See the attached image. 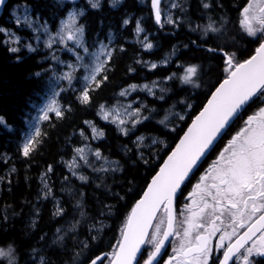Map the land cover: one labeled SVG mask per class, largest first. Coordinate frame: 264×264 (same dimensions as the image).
<instances>
[{
    "label": "snow or ice",
    "instance_id": "1",
    "mask_svg": "<svg viewBox=\"0 0 264 264\" xmlns=\"http://www.w3.org/2000/svg\"><path fill=\"white\" fill-rule=\"evenodd\" d=\"M118 2L112 0L113 6ZM150 2L151 16L157 25L167 23L175 28L182 23L171 14L165 16L160 7L161 0ZM56 3L60 9L57 15L61 18L50 26L48 20L43 19L39 0L35 8L26 5L22 11L21 6L9 8L7 0H0V9L7 8L15 28L30 31V35L24 38L17 35L13 28L0 26V34L6 38L7 53L12 54L16 62L22 60L21 52L25 49L27 53L40 55L36 61L40 65L39 70L29 74L41 82L37 99L32 102L35 115L31 121H25L28 130L22 132L17 145L19 155L27 160L34 158L48 135L42 125L47 123L54 127L53 117L59 121L72 111L70 106L61 103L64 94L71 92L81 105L91 106L94 93L107 86L110 75L114 74L116 54L125 52L122 45L116 47L111 32L107 34V43L98 35L96 39L89 40L87 26L79 22L85 15L83 8L69 9L64 0H56ZM87 3L96 9L100 0H87ZM171 7L184 12V8L174 0ZM200 7L208 23L190 27L189 32L198 33L197 38L190 39L183 47L202 53L203 58L209 61H220L222 78L208 86L205 102L195 115H191L193 104L180 101L185 110L174 115L179 122L187 124L186 128L175 124L168 128L170 110H166L165 117L158 121L168 128V133H176L178 139L168 142L151 137V145L156 146V150L149 151L147 157L143 151L144 135H137L131 141L132 147L124 146L125 154L131 153L128 158L134 164L144 166L148 173H154L146 177L145 186L139 193L133 187H129L123 196L112 191V186L106 184L105 179L111 174L115 185L116 173L123 171L120 161L110 160L99 147L92 149L87 143L104 138L105 131L87 120L84 121L87 129L79 130L85 143L72 149V159L66 162V166L85 184L90 178L78 175L80 161L93 173H103L104 176L97 177L100 183L95 186L97 189L103 186L115 203L100 202L98 215L109 219L122 215L123 219L119 223L115 242L110 244L111 251L94 254L90 242L96 241L97 234L105 227L102 220L96 219L89 228V240L78 241L79 250L73 255V264H161V260L163 264H264V0H246L236 9L239 31L245 38H251L248 43L254 45L251 49L246 47L243 52L231 50L236 46L235 37L231 43L223 39L227 32L226 16L221 15L217 21L207 15L222 9V0H201ZM122 24L128 25L129 19H123ZM142 32L144 29L137 20L134 34L139 36ZM138 43L145 52L154 48L147 35ZM176 51V46H173L172 52L161 63L167 65ZM134 64L149 71L160 66L141 59L139 53L134 58ZM201 69V64L188 60L178 64L176 71L164 80H178L182 85L198 88ZM135 71L131 65L126 68L129 77ZM157 84V81L151 84L128 83L118 95L127 98L139 90L146 92L147 96H155ZM159 91L161 95L156 98L162 100L166 89L161 87ZM133 103H138V106L133 107ZM145 111L152 113L154 109L148 108L143 101L130 102L121 110H117L116 106L106 108L100 104L96 115L114 124L120 135L129 136L130 133L135 135L139 126L151 119L150 115H144ZM246 112L249 114L245 116ZM187 117H190V122ZM237 121H240L239 126L229 135V130ZM0 125L11 131L3 116H0ZM225 136L227 139H224ZM222 140L223 145L217 150ZM214 151V158L201 171ZM89 156L94 161H100V166L96 167ZM15 171V168L11 169V172ZM53 171V166L49 164L40 173L38 199L54 196L48 182ZM197 172L199 175H196ZM193 177L195 182L185 194V188ZM4 179L0 177V181ZM64 180L67 181L68 177ZM128 183L131 184L130 181ZM129 194L138 195L130 206L126 199ZM79 196L83 199L85 193L79 192ZM76 207L80 216L86 218L83 203L78 201ZM120 208L126 211L121 213ZM63 214L64 210L57 205L53 215ZM4 220L7 221V215ZM35 223L33 220V226ZM80 223L76 220L66 231L56 229L52 243L66 247V236L75 233ZM72 238L76 241L75 235ZM169 243L172 250L165 259L164 251ZM40 252L41 249L33 247L30 254L33 259L25 264H50ZM36 256H39L38 261ZM81 257L84 259L81 260ZM0 260L18 264L17 249L11 244L0 248Z\"/></svg>",
    "mask_w": 264,
    "mask_h": 264
},
{
    "label": "trees",
    "instance_id": "2",
    "mask_svg": "<svg viewBox=\"0 0 264 264\" xmlns=\"http://www.w3.org/2000/svg\"><path fill=\"white\" fill-rule=\"evenodd\" d=\"M166 2L167 0L162 5V11L165 9ZM222 2L224 5L222 9H217L214 13L210 12L207 15L217 21L221 15L226 16L227 32L223 39L231 43L232 38L235 37L236 46L231 50L243 52L246 47L251 49L254 47L248 43L251 38H245L239 31V14L236 10L246 0H222ZM7 3L9 8L13 5L22 7L31 5L35 8L37 0H8ZM39 4L44 13L43 19H47L50 26L59 21L61 17L57 15V12L60 9L56 0H39ZM178 4L184 8V12L175 8L174 15L182 23L173 28L167 23H163L162 26L155 23L151 16L150 0L146 2L119 0L114 6L112 0H101L96 9H92L86 0L76 1L75 5H81L85 11V15L79 22L87 26L89 40L96 39L98 35L99 39L107 42V34L111 32L116 47L122 45L125 52L116 54L114 74L110 75L107 86L94 93L91 106L81 105L71 92L64 94L61 103L70 106L72 111L66 113L65 118L59 121L53 117L54 127H50L47 123L42 125L48 135L39 152L31 160L19 155L17 145L22 132L27 131L28 125L25 121H28L34 112L32 102L37 99V92L40 90V80L29 75L39 70L40 65L36 61L40 59V55L23 50L22 60L16 62L15 57L7 53L4 44L6 38L0 34V116L4 117L11 129L9 131L0 125V177L5 178L0 181V248H6L11 244L17 249L18 264H25L26 261L33 259L30 255L33 247L41 249L40 255H44L50 264H73V255L79 250L78 241L89 240V228L96 219L102 220L105 227L97 234V240L90 242V248L94 254L111 251L110 244L115 242L123 216L109 219L98 215L101 208L100 202L115 203L103 186L99 189L95 186L100 183L97 177L104 176V174L93 173L87 167L78 169L79 175H86L90 178L85 184L73 176L66 166V162L72 159V149L85 143L79 135L81 128L87 129L88 127L84 121H92L106 133L104 138L87 143L94 149L99 147L104 156L110 160L120 161L123 167L122 172L116 173L115 185H113L111 174L107 176L105 183L112 186L113 192H119L122 196L129 187H133L139 193L145 186L146 177L154 173H148L144 166L134 164L133 160L128 158L131 153L125 154L124 146L132 147L131 141L135 140L137 135L148 136V146L145 145L143 148L147 157L149 151L156 150V146L150 144L151 137L156 136L168 142L174 138L178 139L176 133H168V128L174 124L182 128L187 127L186 123L179 122L174 115L177 111L185 109V105L180 101L193 103L194 110H191V115H195L205 102L208 86L215 83L218 78H222L220 77V61H209L203 58L202 53L183 47L190 39L197 38L198 33L189 32L190 27L208 23L204 10L200 7L201 0H179ZM67 7L69 8L70 4H67ZM125 18L129 19L128 25L122 24ZM137 20L141 22L144 29L142 36L134 34ZM0 26L13 28L21 35H30L27 29L15 28L7 8H4L0 17ZM145 35L154 44V48L148 52H145L138 43ZM173 46L177 49L175 55L169 58L167 65L162 64L164 58L172 52ZM137 53L141 59L156 62L160 66L149 71L147 68L134 64ZM244 54L247 55V53ZM193 57L196 59H192ZM188 60L202 65L201 79L197 81L200 87L182 85L178 80H164L166 76L176 71L178 64ZM129 65L136 69L131 77L126 73ZM154 80L164 82L167 91L163 94L164 99L162 100L156 98L161 95L160 92H157L159 95L153 97L147 96L145 92L138 93L148 108L154 111L144 112V115H150L151 119L139 126L135 135L131 133L129 136L120 135L114 124L107 123L96 115L100 104L113 107L123 103L125 98L120 97L118 93L128 83L143 84ZM166 110H170L168 128L158 123L165 117ZM186 119L190 122V117ZM49 164L54 169L53 173L49 174L48 180L53 188L54 196L48 199H38L41 187L40 173ZM12 168L16 171L11 172ZM64 177H68V180L65 181ZM129 181L131 184L128 183ZM79 192L85 193L83 199L79 196ZM136 198L138 195L129 194L126 197L129 206ZM78 201L84 205L86 218L80 216V210L76 207ZM57 205L64 210L63 216L53 215ZM125 211L126 209L120 208L121 213ZM5 215H7V221L4 220ZM33 220L36 221L35 226L32 224ZM76 220H80L81 223L77 226L75 233H68L66 236V247L54 245L52 241L55 239L56 229L66 231ZM73 235L76 241H73ZM41 236L45 239L41 240ZM35 259L38 261L39 256ZM80 259L83 260L84 257ZM0 264H7V261L0 260Z\"/></svg>",
    "mask_w": 264,
    "mask_h": 264
},
{
    "label": "rangeland",
    "instance_id": "3",
    "mask_svg": "<svg viewBox=\"0 0 264 264\" xmlns=\"http://www.w3.org/2000/svg\"><path fill=\"white\" fill-rule=\"evenodd\" d=\"M76 1L77 0H71V4H70V7H69V9H71V8H76L77 10H79L80 8H83L81 5H78V6H76L75 5V3H76ZM101 1V0H100ZM143 2H146L147 0H142ZM69 2V0H64V3L66 4V3H68ZM86 2H87V0H86ZM173 2V0H167V2H166V5H165V9H164V14H165V16H167V15H169V14H171V16H173L174 18H175V15H174V10H175V8H172L171 7V3ZM174 2H176V3H179V0H174ZM163 7V6H162ZM22 6L20 7V11H22ZM19 14V13H18ZM30 15H31V13H30ZM141 27L143 28V26L141 25ZM15 30V29H14ZM54 30V29H53ZM16 31V30H15ZM17 32V31H16ZM143 33L144 32H142L139 36H142L143 35ZM17 35H20L21 37H24V38H27L28 36L27 35H21V34H19L18 32H17ZM144 39V36L142 37V40ZM27 42H32V43H35L34 41H27ZM108 42V41H107ZM107 42H105V43H107ZM41 48H42V43H41ZM26 50V49H25ZM154 81H157L158 82V84H157V87L154 89V92H155V96H157V95H159L157 92H160L159 91V89L161 88V87H163V88H165L166 89V85H165V83L164 82H162V81H160V80H154ZM152 82V81H151ZM151 82H145V83H143V84H151ZM167 91V90H166ZM166 91L163 93V94H165L166 93ZM140 91L139 90H137V91H135V92H132L127 98H125V101L123 102V103H121L120 105H116V108H117V110H121V108H122V106H124V105H127L128 103H130V102H137V101H142V96H140L138 93H139ZM146 93V92H145ZM153 97V96H152ZM191 104H193V103H191ZM138 106V103H133V107H137ZM106 108H111V107H106ZM185 110V109H184ZM184 110H179V111H177V113L178 112H183ZM35 115V111L32 113V115L30 116V118L28 119V121H31L32 120V117ZM170 121V120H169ZM27 130H28V128H27ZM145 136V135H144ZM146 137V140H145V142H144V144L145 145H147L148 146V144H147V142H148V136H145ZM151 141V140H150ZM151 144V143H150ZM89 146L92 148V149H94L93 148V146L92 145H90L89 144ZM89 160L90 161H93L94 162V164H95V166L96 167H99L100 166V161H94V158L93 157H91V156H89ZM80 164H81V169L83 168V161H80ZM79 168V169H80ZM88 168V167H87ZM78 175H79V172H78Z\"/></svg>",
    "mask_w": 264,
    "mask_h": 264
},
{
    "label": "flooded vegetation",
    "instance_id": "4",
    "mask_svg": "<svg viewBox=\"0 0 264 264\" xmlns=\"http://www.w3.org/2000/svg\"><path fill=\"white\" fill-rule=\"evenodd\" d=\"M249 111H251V109H250ZM247 114H249V113L246 112L244 115L246 116ZM239 123H240V121H237L236 124L233 125L232 129L229 130V135L231 134L232 131L235 130L236 127L239 126ZM224 139H227V136H225ZM222 145H223V140H222V141L220 142V144L217 146V150H218V148L221 147ZM214 156H215V151L212 153V155H210V156L208 157V160H206V161L204 162V164H203L202 167H201V171L203 170V167H206V166H207V163H208L211 159L214 158ZM196 175H199V172H197ZM193 182H195V177L192 178V181L189 182L187 188H185V194H186L187 191L191 188V183H193ZM180 200H181V202H183V197H181ZM178 206H179V205H178ZM171 250H172V245L170 244L169 247H168V248L166 249V251L164 252V258H165V259L167 258L168 254L171 252ZM161 264H163V260H161Z\"/></svg>",
    "mask_w": 264,
    "mask_h": 264
},
{
    "label": "water",
    "instance_id": "5",
    "mask_svg": "<svg viewBox=\"0 0 264 264\" xmlns=\"http://www.w3.org/2000/svg\"><path fill=\"white\" fill-rule=\"evenodd\" d=\"M8 1V0H7ZM165 0H161V4H160V7H162V4L164 3ZM150 7H151V2H150ZM4 12V9H0V17L2 16ZM170 243L167 244V248L169 247ZM165 252V251H164Z\"/></svg>",
    "mask_w": 264,
    "mask_h": 264
}]
</instances>
